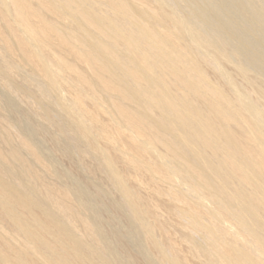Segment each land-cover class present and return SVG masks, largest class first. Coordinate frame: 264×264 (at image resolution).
Returning <instances> with one entry per match:
<instances>
[{
	"label": "bare ground",
	"instance_id": "bare-ground-1",
	"mask_svg": "<svg viewBox=\"0 0 264 264\" xmlns=\"http://www.w3.org/2000/svg\"><path fill=\"white\" fill-rule=\"evenodd\" d=\"M0 264H264V0H0Z\"/></svg>",
	"mask_w": 264,
	"mask_h": 264
},
{
	"label": "rangeland",
	"instance_id": "rangeland-1",
	"mask_svg": "<svg viewBox=\"0 0 264 264\" xmlns=\"http://www.w3.org/2000/svg\"><path fill=\"white\" fill-rule=\"evenodd\" d=\"M49 146H50L49 144H47V146L45 145L44 148L46 151L52 150L51 146L50 147ZM54 156L56 158L55 162L59 164L62 168L67 169L74 174L78 173L77 172L78 169L76 168L75 163L71 161L68 157L63 156L60 152H57V151L55 152ZM78 177H79V181L83 182V179L80 176Z\"/></svg>",
	"mask_w": 264,
	"mask_h": 264
}]
</instances>
